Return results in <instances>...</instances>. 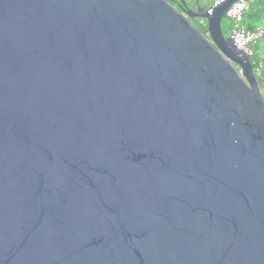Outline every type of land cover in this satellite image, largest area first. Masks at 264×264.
Returning <instances> with one entry per match:
<instances>
[{
	"label": "water",
	"instance_id": "obj_1",
	"mask_svg": "<svg viewBox=\"0 0 264 264\" xmlns=\"http://www.w3.org/2000/svg\"><path fill=\"white\" fill-rule=\"evenodd\" d=\"M235 1L0 0V264H264Z\"/></svg>",
	"mask_w": 264,
	"mask_h": 264
},
{
	"label": "trees",
	"instance_id": "obj_2",
	"mask_svg": "<svg viewBox=\"0 0 264 264\" xmlns=\"http://www.w3.org/2000/svg\"><path fill=\"white\" fill-rule=\"evenodd\" d=\"M172 6L177 8L180 12H185L188 9L195 10L197 7L209 8L212 4L213 0H184V4H181L180 0H166ZM261 20H264V0H254L249 5L247 10L244 13L243 20L241 25L246 30H254L257 23ZM190 23L206 38H208V34L206 31V22L200 18L190 19ZM234 28L233 21L227 17H224L221 20V31L224 37H229L231 31ZM249 60L252 66V69L259 63H264V59L258 57L255 53L249 56ZM256 80L259 85V89L261 95L264 99V80L257 76Z\"/></svg>",
	"mask_w": 264,
	"mask_h": 264
},
{
	"label": "built area",
	"instance_id": "obj_3",
	"mask_svg": "<svg viewBox=\"0 0 264 264\" xmlns=\"http://www.w3.org/2000/svg\"><path fill=\"white\" fill-rule=\"evenodd\" d=\"M224 0H213L211 6H217ZM254 0H238L233 2L226 10L225 17L231 19L234 24V28L231 31L229 37L232 39L234 45L242 50L247 56L253 54V48L257 42L264 37V29L256 28L254 30H246L241 25L245 11L248 5ZM211 9L208 8V12ZM253 70L254 76L262 78L264 80V63H259Z\"/></svg>",
	"mask_w": 264,
	"mask_h": 264
},
{
	"label": "rangeland",
	"instance_id": "obj_4",
	"mask_svg": "<svg viewBox=\"0 0 264 264\" xmlns=\"http://www.w3.org/2000/svg\"><path fill=\"white\" fill-rule=\"evenodd\" d=\"M255 54L260 57L261 59H264V37L261 38L256 45L255 48ZM262 92V89H261Z\"/></svg>",
	"mask_w": 264,
	"mask_h": 264
},
{
	"label": "crops",
	"instance_id": "obj_5",
	"mask_svg": "<svg viewBox=\"0 0 264 264\" xmlns=\"http://www.w3.org/2000/svg\"><path fill=\"white\" fill-rule=\"evenodd\" d=\"M244 28V27H243ZM256 28H263L264 29V20H261L260 22L257 23ZM257 45V44H256ZM256 45L255 47L253 48V53H255V48H256Z\"/></svg>",
	"mask_w": 264,
	"mask_h": 264
}]
</instances>
